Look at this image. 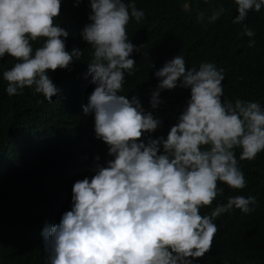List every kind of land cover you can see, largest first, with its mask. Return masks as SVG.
<instances>
[{
    "label": "clouds",
    "instance_id": "clouds-1",
    "mask_svg": "<svg viewBox=\"0 0 264 264\" xmlns=\"http://www.w3.org/2000/svg\"><path fill=\"white\" fill-rule=\"evenodd\" d=\"M89 4L91 22L81 36L92 48L86 75L95 87L83 111L94 115L95 137L112 159L96 163L91 179L69 182L42 231L46 264H192L189 258L211 250L218 216L234 208L254 211V196L235 195L210 215L200 214L222 194L218 182L237 190L246 186L234 149L241 150L240 160H253L264 150V108L241 99L222 101L224 70L211 62L186 68L185 58L177 55L154 72L159 83L150 105L156 109L160 90L174 89L178 81L190 98L166 137L152 138L161 120L146 112L136 95L120 94L125 73L133 74L131 54L138 50L128 39L127 25L132 18L143 20L144 11L134 0ZM235 5L232 22L237 24L249 10L259 12L264 0H235ZM60 8L61 0H0V58L8 54L17 61L3 72L9 96L27 87L52 103L60 90L56 70L82 55L65 28L54 23ZM224 12L223 5L217 7L208 23ZM244 34L254 37L255 32L246 28ZM41 39L34 50L32 42ZM18 147L19 139L10 134L6 153Z\"/></svg>",
    "mask_w": 264,
    "mask_h": 264
},
{
    "label": "trees",
    "instance_id": "trees-1",
    "mask_svg": "<svg viewBox=\"0 0 264 264\" xmlns=\"http://www.w3.org/2000/svg\"><path fill=\"white\" fill-rule=\"evenodd\" d=\"M134 2L145 15L127 25L128 39L138 50L131 54L136 62L133 74L125 73L120 94L128 99L136 95L144 110L161 120L152 138L166 137L190 98V90L178 81L174 89L160 90L156 109L150 105L159 83L154 72L177 55L185 58L186 68L211 62L224 70L222 101L241 99L264 108V7L259 12L249 10L234 24L235 0ZM220 5L225 12L208 23ZM90 11L89 0L78 5L76 0H61L54 23L65 28L73 48L82 55L68 68L56 70L60 90L52 103L27 87L23 94L9 96L3 72L17 61L8 54L0 58V264H46L42 231L59 209L69 182L80 176L91 179L96 163L104 165L112 159L107 145L95 137L94 115L83 111L95 87L86 75L92 48L81 36L91 22ZM201 12L204 19L198 20ZM246 28L255 32L254 37L244 34ZM250 40H255L254 47L248 46ZM42 41L32 42L34 50ZM10 134L19 139L20 147L7 154L4 143ZM240 151L234 149L246 186L237 190L218 182L222 194L200 214L210 215L235 195L254 196L257 202L250 205L254 211L246 214L234 208L218 216L213 221L218 231L211 250L189 258L192 264H264V150L253 160H240Z\"/></svg>",
    "mask_w": 264,
    "mask_h": 264
}]
</instances>
